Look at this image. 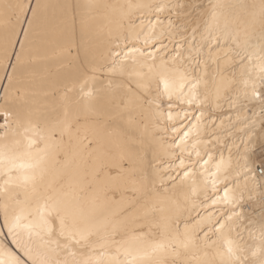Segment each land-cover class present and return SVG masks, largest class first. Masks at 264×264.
Returning a JSON list of instances; mask_svg holds the SVG:
<instances>
[{
	"label": "snow or ice",
	"instance_id": "obj_1",
	"mask_svg": "<svg viewBox=\"0 0 264 264\" xmlns=\"http://www.w3.org/2000/svg\"><path fill=\"white\" fill-rule=\"evenodd\" d=\"M0 264H264V0H0Z\"/></svg>",
	"mask_w": 264,
	"mask_h": 264
}]
</instances>
